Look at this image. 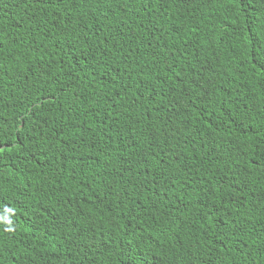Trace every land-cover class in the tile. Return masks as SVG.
Here are the masks:
<instances>
[{"label":"trees","instance_id":"trees-1","mask_svg":"<svg viewBox=\"0 0 264 264\" xmlns=\"http://www.w3.org/2000/svg\"><path fill=\"white\" fill-rule=\"evenodd\" d=\"M0 264H264V0H0Z\"/></svg>","mask_w":264,"mask_h":264}]
</instances>
